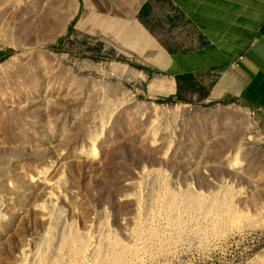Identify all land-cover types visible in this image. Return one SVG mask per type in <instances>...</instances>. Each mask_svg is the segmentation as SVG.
Returning a JSON list of instances; mask_svg holds the SVG:
<instances>
[{"label": "rangeland", "instance_id": "rangeland-1", "mask_svg": "<svg viewBox=\"0 0 264 264\" xmlns=\"http://www.w3.org/2000/svg\"><path fill=\"white\" fill-rule=\"evenodd\" d=\"M73 8L0 0V264H256L258 116L153 95Z\"/></svg>", "mask_w": 264, "mask_h": 264}, {"label": "crops", "instance_id": "crops-1", "mask_svg": "<svg viewBox=\"0 0 264 264\" xmlns=\"http://www.w3.org/2000/svg\"><path fill=\"white\" fill-rule=\"evenodd\" d=\"M73 6L75 29L145 63L153 95L177 100L187 90L205 104L233 106L237 115L247 113L237 105L260 111L264 125V0H73ZM5 56L0 48V62ZM181 76H192L204 96L179 85ZM256 264H264V247Z\"/></svg>", "mask_w": 264, "mask_h": 264}, {"label": "trees", "instance_id": "trees-1", "mask_svg": "<svg viewBox=\"0 0 264 264\" xmlns=\"http://www.w3.org/2000/svg\"><path fill=\"white\" fill-rule=\"evenodd\" d=\"M72 31V29H71ZM6 57V56H5ZM5 57L2 59L4 60ZM134 68L138 69V70H141V71H145V72H148L149 70L143 66H136V65H132ZM177 80L179 81V85L183 84L185 86H187L188 89H193L195 91H198L200 92L203 96H204V91L201 87L197 86L195 83H194V79L192 76H181V77H178ZM182 101V98H177V101ZM165 102H168V103H173L175 102V99L173 97H171L170 99L166 100Z\"/></svg>", "mask_w": 264, "mask_h": 264}, {"label": "built area", "instance_id": "built-area-1", "mask_svg": "<svg viewBox=\"0 0 264 264\" xmlns=\"http://www.w3.org/2000/svg\"><path fill=\"white\" fill-rule=\"evenodd\" d=\"M241 60H243V58H241ZM259 113H260V111H251V114L253 117L258 116Z\"/></svg>", "mask_w": 264, "mask_h": 264}]
</instances>
